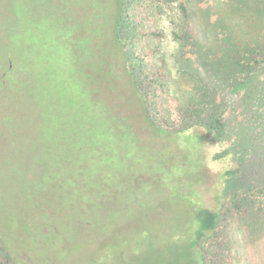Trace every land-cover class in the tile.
Here are the masks:
<instances>
[{
	"label": "rangeland",
	"instance_id": "obj_1",
	"mask_svg": "<svg viewBox=\"0 0 264 264\" xmlns=\"http://www.w3.org/2000/svg\"><path fill=\"white\" fill-rule=\"evenodd\" d=\"M110 1L113 2L0 0V264H202L197 250L209 243L212 233L192 238L195 207L181 203L175 190L174 194L164 190L168 175H156L158 171L148 154L140 156L136 163L138 160L132 159L128 152L125 142L128 140L113 132L106 147L110 149V146L113 154L110 164L95 154V145L91 142L98 117L94 108L107 113L109 103L113 114L119 110V117L128 115L136 126L139 143L147 145L148 152L158 163L168 151L175 153L180 149L178 135L153 133L144 120L132 118L127 87L118 81L112 88L111 78L109 84L97 85V74L91 65L90 79L99 89L95 100H90L89 96L71 104L55 97L54 90L60 92L61 87L58 69L53 66L54 55L65 49L73 53L67 40L71 28L54 14V4L64 10L72 4L74 17L81 21L85 18V28L90 35L86 36L92 38L97 23L90 21L89 16L84 17V11L88 10L85 2L96 10L101 3L110 6ZM227 1L224 0L226 4ZM149 3L135 4L131 11L132 17H136V10L143 7L141 16H146L145 13L152 16L137 21L141 25L135 40L131 41L137 47L131 48L127 22L123 25L122 38L131 51L130 68L140 88L152 99L157 123L171 132L174 128L165 119L180 129L189 121L197 124L183 132L197 136L192 153L204 165L198 169V176L196 171L194 176L201 183L195 186L200 185L202 191L210 188L211 178L219 174L228 153L232 154L231 158H237L238 166L243 168L239 179L230 182L227 179L222 184L225 186L223 200L234 198L231 196L237 192V201H233L229 215L219 217L215 240L205 249V263L264 264V87L255 83L253 87L251 82L255 77H264V64L248 63L251 57H242L241 48L236 45L220 55L206 53V48L215 47L210 39L201 41L207 44L201 50L202 56L197 55L191 44L186 51L191 55L188 57L183 53L181 42L178 44V40L172 38L168 20ZM214 16L217 15L212 18ZM151 20L165 29L160 40L143 37L140 33L149 27ZM36 25L42 26L34 33ZM198 25L199 32H208L203 16ZM46 26L48 36L53 39L52 50L42 52L36 68L26 57L35 55V51L24 50L20 61L26 68L10 74V55L17 57L18 51L7 44L12 27L18 33L23 32L27 40L29 28L37 38H46ZM154 41L161 44L155 46ZM262 43L264 45V41ZM93 50L95 57L96 49ZM72 56L75 61L74 54ZM79 61L81 70L88 68L85 65L82 69L86 61L80 58ZM91 63L96 65L97 59ZM120 67L123 68V64ZM118 69L117 66L112 68L115 72ZM6 72L9 81L4 79ZM163 76L168 78L160 81ZM261 94V100L248 105L252 97ZM61 115L66 116L67 124ZM84 117L89 119L88 123ZM103 117L108 121V114ZM138 117L141 118L139 114ZM216 120L221 124L218 128ZM113 125L116 126L110 121V128ZM248 145H252L254 151L248 152ZM159 146L162 147L157 150ZM82 156L87 163L83 172L77 166ZM104 174L110 176V181L106 182ZM133 174L137 178L146 175L148 180L130 185ZM208 176L211 178L202 180ZM126 183L128 187L122 188ZM82 185L97 192L109 186L113 194H105L107 201L100 200L108 205L100 208L97 206L99 198L93 197L94 209ZM215 193L213 188L204 193L207 206L215 205ZM246 197L248 201L244 203ZM186 235L196 243L197 250L187 245Z\"/></svg>",
	"mask_w": 264,
	"mask_h": 264
},
{
	"label": "trees",
	"instance_id": "obj_2",
	"mask_svg": "<svg viewBox=\"0 0 264 264\" xmlns=\"http://www.w3.org/2000/svg\"><path fill=\"white\" fill-rule=\"evenodd\" d=\"M147 1L150 2L149 4H153L154 9L158 11L162 18L165 17L168 20L171 27L170 34L172 35V38L178 40V44L181 42L184 54H188L186 51L192 44L195 47L197 55L202 56L203 53L201 50H204V46L207 44H203L201 41H208V39H210L211 41H214L213 45H215V47L211 46L210 48H206V53L211 52L212 55H220L223 54L222 51L225 49L236 45L241 48L243 54L242 57H251L248 63L259 65L264 64V45L262 43L264 41V0H260L259 2L257 0H228L227 4L224 0H214V3L210 0H113V2L110 1V6L102 5L101 3V6L97 7L96 10L90 7L89 3L87 5L85 2V6L88 10L84 11V17L89 16L91 19L90 21L97 23V29L96 32H92V38L86 36L88 33L86 30L87 28H85V18L81 21L79 18L74 17V9L70 7L72 4H70L66 10H64L61 5L59 6L54 4L52 10L55 11L54 14L57 17H60V20L65 21L71 28L67 40H69L68 47L74 54L75 59L74 61L72 56L73 54H71L68 49H65L59 54L55 53L56 55H54L55 60L53 66L55 69H58V85L61 87L60 92L54 90L55 97L63 99L65 101L64 103L71 104H75L83 98L87 99L89 96L90 100H95L99 94V89L96 88L94 84L95 81L90 79L93 74L91 73L93 71L89 68L90 65L93 66V70L96 71L97 85L101 83L109 84L111 78L113 84L111 85L112 88H114L116 83L121 81L122 84L127 87L126 89L129 90L127 92L131 97V99L128 100L129 106L133 109L131 117L136 118L137 120H144L146 126L153 133L177 134V143L180 145V149H177L175 153L168 151L161 163L156 162L154 155L148 152L147 145H141L139 143V137L136 134V126L133 124L130 117L128 115L119 117L117 114L120 112L119 110H116V114H113L114 111L110 109L111 106L108 103L106 106L107 113L100 108H94L98 117L96 125L94 126V128H96V132L93 131L92 135L94 141L91 142L95 145V154L104 157L105 162L110 164L113 154L110 151L111 147L109 146L110 149H106V147L112 140L110 133L113 132L115 135L128 140L125 141L128 145V152L130 153L132 159L138 160L136 163L139 162L140 156L143 157L146 154L151 156L153 158L151 161L154 164V169L158 171V174L156 175L160 177L159 174L163 173L169 177L168 183L163 186L164 190H171L172 193L175 190L174 193L177 197H180L179 200L181 203L187 205L190 203L189 207H195V211L193 213L195 217V234L192 235V238H199L210 232L212 233L209 237L210 243L211 240H215V234L220 222L219 217L230 214L232 211L231 208L233 206V201L237 198V192H235L233 193V196H231L234 198L230 199L227 197L223 200L222 197L224 194H222V192L225 189V186L223 187L222 184L227 179L228 182L234 181L236 178L239 179V174H241L243 168L241 165L238 166L237 158H231L232 154L228 153L223 160L224 166L221 167V171L217 176H213V178L210 176L202 178L204 181L205 179L211 178L210 188H213L216 191L213 197L215 205L212 207L207 206L204 199V193H206L210 188L207 191H202L200 185L198 187L195 186L197 183H201L198 179L196 180L194 173L196 171V175L198 176V169L202 168L201 166L204 165V162L202 161L200 164L199 157L195 159L196 154L192 153L195 149L194 146L196 147L197 136L190 132H183V130L192 129V126H197V124H195L194 121H189L184 128L180 129L173 126L167 119H165V122L168 123L170 127L174 128V132L161 128L156 121V116L153 115L152 99H150L148 94L144 93L140 88L139 82L130 68L129 59L131 51L122 38V33H124L123 25L127 22L129 31L131 32L129 36L131 48H136L137 45H135L134 42L131 44V41L135 40L134 37L137 35L138 27L141 25V22L137 21L138 19L140 21L150 19L152 16L150 13H145L147 15L142 17L141 10L143 7L136 10V17H132V14L134 13L131 14V11L135 4L142 3L144 5ZM201 3L204 5L203 8L200 6ZM145 11L148 12L146 9ZM86 12L88 13L85 15ZM14 15L16 14L14 13ZM213 15H217L216 18L215 16L212 18ZM201 16H203L205 20L207 29L209 28L208 32H199L200 29L198 27V21ZM153 23V20H151V23L148 24L149 27H147L144 32H140V30L139 32L141 34L143 33V37L146 36L151 39L155 38L160 40L165 35V29ZM41 26L42 25L34 26L36 31L32 28L33 32L36 33ZM29 27H31V25ZM60 27L61 26L57 25V28ZM45 29L44 36H46V38H37L36 35L34 36L32 34L31 28H29L27 34L28 39L26 40V36L23 35V32L18 33L15 31L14 27H12L7 39V44L11 49L17 48L18 51L17 57L10 55V61L12 64V68L9 69L10 74H13L15 70H24L26 68L24 62L22 63V61H20L23 57L22 53L24 50L33 49L35 51V55H26L27 60L31 62L33 68L38 66L39 61L42 59L41 54L43 51L52 50L50 45H53V39L48 36L49 29L47 26ZM201 38L202 40H200ZM151 39H149V41ZM154 44L155 46L160 45L161 42L154 41ZM24 45H28L31 48L28 49ZM208 45H210V43H208ZM261 45V49L254 52ZM92 46L94 47V50L96 49L95 57H93L94 55L92 54ZM140 47L144 50V47L141 45ZM133 53H135V50H133ZM145 53L149 55V52ZM188 57H191V55L188 54ZM79 58L83 62L86 61L82 64V69L85 65L88 66V68L85 70H81L79 68ZM95 58L97 59L96 65L91 63V61ZM122 64L123 68L120 67ZM115 66L120 68L116 72L112 70ZM9 73L6 72L4 79L8 80ZM167 78V76H163L160 81ZM251 82H253V87H255V84H260L264 87V77H255L251 80ZM262 95L263 94L259 97H252L248 101V105L252 106L253 104L251 105L250 102L255 104L257 100H261L260 97ZM153 97H155V95ZM191 104L193 103L191 102ZM74 109L76 108L74 107ZM106 114L109 116L108 121L106 120L107 117H103ZM138 114L141 118L138 117ZM60 118L65 120L67 124L66 116L61 115ZM160 119L163 120V115H161ZM84 120L87 123L89 121L87 117H84ZM110 121L116 126L113 125L110 128ZM216 122V127L218 128V125L221 124L218 120H216ZM161 147L162 146H159L157 150ZM189 147H192V149L188 150ZM254 147L256 149V146ZM150 149H152V147H150ZM246 150L248 152L254 151L252 145L246 146ZM177 154L183 157H180ZM78 160L80 161L77 166L79 167V170L83 172L87 167V163L83 161V156ZM230 161V165L232 166L229 165ZM136 165L137 164L133 167ZM145 165L147 166L146 163ZM118 169L119 168L117 167L116 170ZM104 176L106 177V182L110 181L109 175L104 174ZM145 176L137 178L133 174V179L130 181V185H140L143 180H148V177ZM192 176H194V180H192ZM128 185L129 184L126 183L122 188H126ZM102 186H105V184ZM82 188L84 191L89 193L87 201L92 203V207L94 209L95 203L93 197L99 198L97 206H100L101 208L102 205L105 207L108 205V202L100 203V200L107 201L108 197L105 194H113V191L110 190V187H107V185L100 192L88 190L85 188V185H82ZM236 201L237 199L235 202ZM247 201L248 198L246 197L244 203ZM183 235L185 236V234ZM186 237L189 243H187V245L195 248L196 243L194 241L192 242L189 236L186 235ZM209 243L204 245L201 250H197L195 248L200 252L202 264H206L205 249L208 247Z\"/></svg>",
	"mask_w": 264,
	"mask_h": 264
}]
</instances>
